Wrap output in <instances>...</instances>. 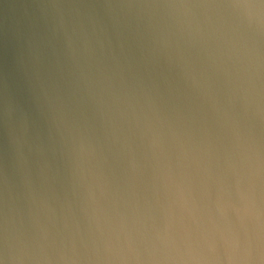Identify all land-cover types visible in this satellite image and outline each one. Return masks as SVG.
<instances>
[{
    "label": "water",
    "instance_id": "water-1",
    "mask_svg": "<svg viewBox=\"0 0 264 264\" xmlns=\"http://www.w3.org/2000/svg\"><path fill=\"white\" fill-rule=\"evenodd\" d=\"M0 264H264V0H0Z\"/></svg>",
    "mask_w": 264,
    "mask_h": 264
}]
</instances>
